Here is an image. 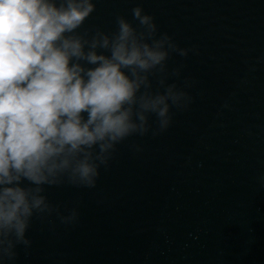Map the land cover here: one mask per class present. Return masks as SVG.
<instances>
[{
  "label": "water",
  "instance_id": "95a60500",
  "mask_svg": "<svg viewBox=\"0 0 264 264\" xmlns=\"http://www.w3.org/2000/svg\"><path fill=\"white\" fill-rule=\"evenodd\" d=\"M137 4L191 49L169 59L190 105L118 145L95 188L46 186L77 221L34 217L31 247L0 264H264V0H98L83 28Z\"/></svg>",
  "mask_w": 264,
  "mask_h": 264
},
{
  "label": "clouds",
  "instance_id": "9594fccd",
  "mask_svg": "<svg viewBox=\"0 0 264 264\" xmlns=\"http://www.w3.org/2000/svg\"><path fill=\"white\" fill-rule=\"evenodd\" d=\"M97 2L0 0V259L31 247L34 217L77 221L46 186L95 188L118 145L166 131L192 101L169 83L182 67L170 70V57L191 49L141 4L110 31L83 28Z\"/></svg>",
  "mask_w": 264,
  "mask_h": 264
}]
</instances>
